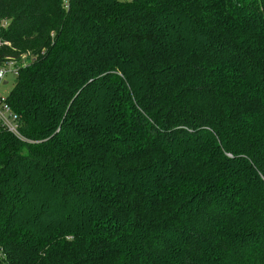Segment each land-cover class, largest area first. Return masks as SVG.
<instances>
[{
  "label": "trees",
  "instance_id": "obj_1",
  "mask_svg": "<svg viewBox=\"0 0 264 264\" xmlns=\"http://www.w3.org/2000/svg\"><path fill=\"white\" fill-rule=\"evenodd\" d=\"M0 264H264V0H0Z\"/></svg>",
  "mask_w": 264,
  "mask_h": 264
},
{
  "label": "built area",
  "instance_id": "obj_2",
  "mask_svg": "<svg viewBox=\"0 0 264 264\" xmlns=\"http://www.w3.org/2000/svg\"><path fill=\"white\" fill-rule=\"evenodd\" d=\"M9 75L15 76V68H12L11 65L0 69V124L5 131L21 138L19 132V118L12 111L8 103L7 95L1 93L2 87L8 84L7 77ZM5 82H7V84H5Z\"/></svg>",
  "mask_w": 264,
  "mask_h": 264
},
{
  "label": "rangeland",
  "instance_id": "obj_3",
  "mask_svg": "<svg viewBox=\"0 0 264 264\" xmlns=\"http://www.w3.org/2000/svg\"><path fill=\"white\" fill-rule=\"evenodd\" d=\"M122 1L130 2L131 0H122ZM11 67H12V68H15V76H17V75H18V68H17L15 65H13V64H11ZM15 76H11V75H9V76L7 77V82H8V84L5 85V86H3V87H2V90H1V93H2L3 95H7V94H9V92H10L11 89L13 88V84H14V78H15Z\"/></svg>",
  "mask_w": 264,
  "mask_h": 264
},
{
  "label": "water",
  "instance_id": "obj_4",
  "mask_svg": "<svg viewBox=\"0 0 264 264\" xmlns=\"http://www.w3.org/2000/svg\"><path fill=\"white\" fill-rule=\"evenodd\" d=\"M5 84H7V82H5Z\"/></svg>",
  "mask_w": 264,
  "mask_h": 264
}]
</instances>
